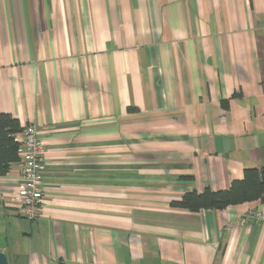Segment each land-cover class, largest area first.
Segmentation results:
<instances>
[{"label":"crops","instance_id":"crops-1","mask_svg":"<svg viewBox=\"0 0 264 264\" xmlns=\"http://www.w3.org/2000/svg\"><path fill=\"white\" fill-rule=\"evenodd\" d=\"M0 112L45 144L37 220L0 177L8 264H264V0H0Z\"/></svg>","mask_w":264,"mask_h":264},{"label":"trees","instance_id":"trees-1","mask_svg":"<svg viewBox=\"0 0 264 264\" xmlns=\"http://www.w3.org/2000/svg\"><path fill=\"white\" fill-rule=\"evenodd\" d=\"M23 128L10 114L0 112V177L12 164L19 163L17 135ZM264 200V168H247L241 180H234L226 190L187 193L171 205L188 211L221 209L245 202ZM59 264H67L60 262Z\"/></svg>","mask_w":264,"mask_h":264},{"label":"built area","instance_id":"built-area-1","mask_svg":"<svg viewBox=\"0 0 264 264\" xmlns=\"http://www.w3.org/2000/svg\"><path fill=\"white\" fill-rule=\"evenodd\" d=\"M20 143V187L15 192V209L19 216L33 222L37 220L40 213L43 198V173L44 158L42 157V140L38 139L33 126L25 129L24 133L17 137ZM247 221H260L264 223V213L261 211H250Z\"/></svg>","mask_w":264,"mask_h":264},{"label":"rangeland","instance_id":"rangeland-1","mask_svg":"<svg viewBox=\"0 0 264 264\" xmlns=\"http://www.w3.org/2000/svg\"><path fill=\"white\" fill-rule=\"evenodd\" d=\"M29 126H33V127L35 128V130H36V133L38 134L36 126H34V125H32V124H27V125H25V126H21V127L23 128V130H22V132H20V133L17 135V137H18L19 135L23 134L24 131H25V129H26L27 127H29ZM37 137H38V135H37ZM42 142H43V141H42ZM18 144H19V149H20L21 145H20L19 142H18ZM42 152H43V154H42L43 156H42V157L44 158V156H45V154H46V149H45V144H44V142H43ZM19 161H21L20 156H19ZM44 171H45V164H44ZM43 184H44V181H43ZM43 184H42V189H43ZM38 217H39V216H38ZM37 219H38V218H37Z\"/></svg>","mask_w":264,"mask_h":264},{"label":"water","instance_id":"water-1","mask_svg":"<svg viewBox=\"0 0 264 264\" xmlns=\"http://www.w3.org/2000/svg\"><path fill=\"white\" fill-rule=\"evenodd\" d=\"M0 264H8L4 253L0 252Z\"/></svg>","mask_w":264,"mask_h":264}]
</instances>
